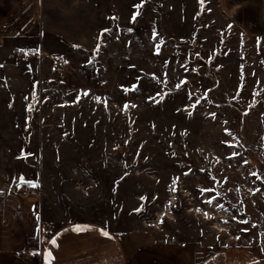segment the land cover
Masks as SVG:
<instances>
[{"label": "rangeland", "instance_id": "374dc122", "mask_svg": "<svg viewBox=\"0 0 264 264\" xmlns=\"http://www.w3.org/2000/svg\"><path fill=\"white\" fill-rule=\"evenodd\" d=\"M8 179L47 230L264 257V37L220 0H24L0 24Z\"/></svg>", "mask_w": 264, "mask_h": 264}, {"label": "crops", "instance_id": "0c3cea01", "mask_svg": "<svg viewBox=\"0 0 264 264\" xmlns=\"http://www.w3.org/2000/svg\"><path fill=\"white\" fill-rule=\"evenodd\" d=\"M23 1L0 0V24ZM220 6L237 26L264 37V0H220ZM15 183H0V264H264V257L248 248L192 253L147 229L113 232L78 220L47 230L38 226L36 197L20 196Z\"/></svg>", "mask_w": 264, "mask_h": 264}, {"label": "built area", "instance_id": "2783aa9c", "mask_svg": "<svg viewBox=\"0 0 264 264\" xmlns=\"http://www.w3.org/2000/svg\"><path fill=\"white\" fill-rule=\"evenodd\" d=\"M35 55H38L37 52L33 50H28L25 52L24 58L27 59L28 57L35 56ZM56 63L59 65L60 61H56ZM14 190L16 191V193H18L20 196H23V197H28L33 194V188L26 184L19 185L16 188H14Z\"/></svg>", "mask_w": 264, "mask_h": 264}, {"label": "snow or ice", "instance_id": "6c2138e0", "mask_svg": "<svg viewBox=\"0 0 264 264\" xmlns=\"http://www.w3.org/2000/svg\"><path fill=\"white\" fill-rule=\"evenodd\" d=\"M133 21L135 20V16H133ZM235 155V154H234ZM32 186H35V185H32ZM74 230H77V231H80V230H87L86 228H84V229H81L80 227H77L76 229H74ZM103 235H105V236H107L108 235V233L107 232H103ZM51 243H53V244H55V240H52L51 241Z\"/></svg>", "mask_w": 264, "mask_h": 264}]
</instances>
